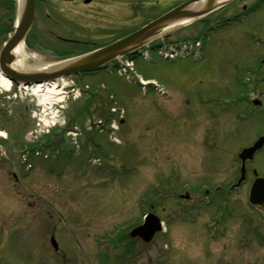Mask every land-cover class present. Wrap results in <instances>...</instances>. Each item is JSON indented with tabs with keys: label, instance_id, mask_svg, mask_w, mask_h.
<instances>
[{
	"label": "rangeland",
	"instance_id": "obj_1",
	"mask_svg": "<svg viewBox=\"0 0 264 264\" xmlns=\"http://www.w3.org/2000/svg\"><path fill=\"white\" fill-rule=\"evenodd\" d=\"M202 33L199 26L181 25L153 40L159 51H150V62L133 61L135 78L154 83L166 98L155 89L144 94L130 77L107 71L64 79L67 95L52 106L40 104V97L29 91L0 89V113L10 118L7 125L0 119L5 125L1 134L7 137L2 143L7 142L13 154L0 158V264H46L45 258L54 259L47 256L50 250L37 248L30 229L37 235L42 230L57 233L65 264H240V259L264 264V219L248 206L244 189L229 200L213 191L237 176L238 150L223 151L220 137H231L239 147L264 132L261 108L242 122L227 119L241 105L235 103L236 76L247 71L237 55L258 52L264 41L248 40L242 47L227 43L224 31L210 32L200 61L186 57L168 62L158 55L188 49L189 40L203 39ZM258 83L264 92V74L259 73ZM85 87L86 94L80 91ZM219 107L226 110L221 128L216 121L198 118V112L220 114ZM111 108L124 114L115 144L108 126H101L103 132L94 126ZM41 121L48 123L44 130L38 126ZM64 124L68 135L59 136ZM14 135L26 143L41 137V144L45 136L49 146L30 151L48 161L47 171L32 168L31 152L25 153L39 143L18 152ZM60 137L63 142L57 146ZM263 154L255 161L260 173ZM186 197L195 203L188 205ZM148 211L160 217L167 231L146 246L128 233Z\"/></svg>",
	"mask_w": 264,
	"mask_h": 264
},
{
	"label": "flooded vegetation",
	"instance_id": "obj_2",
	"mask_svg": "<svg viewBox=\"0 0 264 264\" xmlns=\"http://www.w3.org/2000/svg\"><path fill=\"white\" fill-rule=\"evenodd\" d=\"M189 1L191 0H0V52L6 42L15 34L23 10L26 8V3H28V10L33 8V15L29 29L19 47H23L27 52L26 54L22 52V56L42 61L43 59H65L102 48L135 32ZM191 26H199L204 36H208L210 32L224 31L227 43L233 44L234 41L235 44L238 43L242 47L246 46V41L248 40L255 43L264 41L263 34H261L262 39H258L260 37L258 36L259 32H264V0H226L222 6L210 14L187 24V27ZM259 45L262 46L264 44ZM136 54L137 52L133 57ZM128 57H123V59ZM240 57L245 60V68L247 70L245 73L242 74L240 72L236 76L237 91L235 103H240L241 105L233 109L234 115L228 116V122L234 120L242 122L247 120L258 109L261 108L264 111V95H262L264 92H262L258 83L259 73L261 75L264 74V48H261L258 52L252 50L245 55L238 54L237 58ZM85 75H92V73ZM245 77L246 80H244ZM75 78L82 79L83 77L77 76ZM13 89L17 90V85H13ZM224 109L219 107L220 114H217L216 110L209 112L207 115H200L198 112V118L202 116L205 123L216 121L221 128L223 124H226V118L223 117L226 114ZM221 112L223 115H221ZM106 117L108 119V114ZM0 119L5 125L10 122V118L2 112L0 113ZM217 119L221 120L218 122ZM5 125H0V128ZM67 134V126L64 124L63 131L59 136ZM59 136L56 135V138ZM5 138L7 140V137ZM12 138L16 147L18 146V152H21L22 148L27 147L28 144L39 143L31 148L27 147L25 153L28 150L31 152V149H38L37 147L49 146L45 142V136H43V144L39 140L41 137L30 143H26L24 140L20 141L17 135ZM207 138L202 144L207 143ZM230 138L220 137L219 148L223 151L238 150L237 156L241 150L251 147L259 138H264V132L246 146L238 147L237 144H233L234 141ZM62 139L63 137H60L54 144L59 145L63 142ZM84 143L86 145L88 141H84ZM84 143L81 142L80 145L83 146ZM0 146L6 149L0 158L7 159L8 156L13 155L7 142L2 143L0 141ZM37 152L35 154L40 155ZM261 152H264V145L253 155L252 160L245 162L244 180L238 187L235 185L240 177L241 163L237 159L235 160V173L237 174L235 180L229 182L225 187L220 185L217 188L223 198L229 200L232 195L238 194L239 190L244 189L246 199H248L249 189L254 180L256 178H264V172L260 173L255 166V161ZM29 155L32 157V168L33 166L38 169L47 167L46 171L48 170V161H45L41 156L34 158L32 152ZM226 174L229 173L226 172ZM11 178L13 183H15L13 185L17 186L18 182L13 173H11ZM214 187H217V185ZM252 209L264 219L263 210L257 207H252ZM30 230L33 233V243L37 245V248L52 252L47 253V256L51 255L54 259L45 258L46 264L49 260L51 264L54 262L65 264V261L62 260L65 258V252L60 247V244H63L62 239L57 233L42 230V233L37 235L34 229ZM40 245H42V249ZM41 253H39V256L44 258ZM58 253L59 255H56ZM238 262L246 264L241 259ZM248 264L254 263L248 262Z\"/></svg>",
	"mask_w": 264,
	"mask_h": 264
},
{
	"label": "water",
	"instance_id": "obj_3",
	"mask_svg": "<svg viewBox=\"0 0 264 264\" xmlns=\"http://www.w3.org/2000/svg\"><path fill=\"white\" fill-rule=\"evenodd\" d=\"M226 0H191L164 16L151 22L140 30L123 39L105 46L97 51L60 63L58 66L37 72H21L10 67L13 57L9 51L23 39L32 19V9L23 10L16 34L10 39L0 54V72L8 81L20 84L22 87L52 84L57 80L91 72L112 62L118 57L131 54L138 48L152 42L157 37L176 28L184 22L197 20L220 7ZM264 144V138L259 139L251 148L243 150L239 159L242 163L252 158L253 154ZM243 180L241 176L239 183ZM238 183V184H239ZM249 203L264 209V179H257L250 190ZM160 231L159 221L149 215L143 226L134 229L131 237H140L145 243H150L156 233Z\"/></svg>",
	"mask_w": 264,
	"mask_h": 264
},
{
	"label": "bare ground",
	"instance_id": "obj_4",
	"mask_svg": "<svg viewBox=\"0 0 264 264\" xmlns=\"http://www.w3.org/2000/svg\"><path fill=\"white\" fill-rule=\"evenodd\" d=\"M22 52L23 50L21 48L16 49L14 52L15 61L12 66L16 70H38L42 68H48L47 66L50 65V63H43L40 60H33L31 62L24 61L23 58L19 56V54H21ZM63 83V80H61L50 85H37L33 86L32 88H24L21 89V91H29L32 95L40 97V104L52 106L62 101V98L60 97L59 87H64ZM0 87L7 92L11 89V84L4 77L0 76ZM44 123L46 124V122Z\"/></svg>",
	"mask_w": 264,
	"mask_h": 264
}]
</instances>
